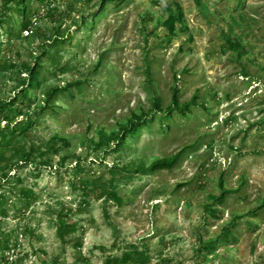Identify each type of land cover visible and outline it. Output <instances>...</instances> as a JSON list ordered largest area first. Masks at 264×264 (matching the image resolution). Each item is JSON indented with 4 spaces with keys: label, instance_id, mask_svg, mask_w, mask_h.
<instances>
[{
    "label": "rangeland",
    "instance_id": "rangeland-1",
    "mask_svg": "<svg viewBox=\"0 0 264 264\" xmlns=\"http://www.w3.org/2000/svg\"><path fill=\"white\" fill-rule=\"evenodd\" d=\"M0 100V264H264V0H0Z\"/></svg>",
    "mask_w": 264,
    "mask_h": 264
},
{
    "label": "trees",
    "instance_id": "trees-1",
    "mask_svg": "<svg viewBox=\"0 0 264 264\" xmlns=\"http://www.w3.org/2000/svg\"><path fill=\"white\" fill-rule=\"evenodd\" d=\"M25 8L23 9V12H22V15H24L25 17ZM27 15V14H26ZM24 24L25 26L27 27L28 26V23L26 22V19L24 18ZM58 39H61V40H65L66 38L63 37V38H58ZM230 43L231 45L235 48V49H239L240 48V43H238L237 41H234V40H230ZM12 103V101H8V100H0V107L1 108H5V107H8L10 106ZM10 121H7L5 123V125H2L1 122H0V134L4 135L5 137H9L10 135H15L16 131H19L20 133H23L25 134L29 128L31 127V123L30 122H27V121H20V122H17V125H15L14 128H10ZM177 158L174 159L173 161H165V162H160L156 165V167L158 169L160 168H168V167H171L174 165V163L176 162ZM103 186H105V184H103ZM119 202H122V200H120ZM8 213V211H6L4 208H2L0 206V217L2 215H6ZM58 236L63 240V241H66V237L73 233L75 231V226H74V223L72 222H66L65 220L63 219H60V223H59V226H58ZM9 243V240H6L4 238V236L0 235V246H4V247H9L8 244Z\"/></svg>",
    "mask_w": 264,
    "mask_h": 264
}]
</instances>
